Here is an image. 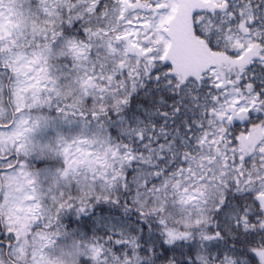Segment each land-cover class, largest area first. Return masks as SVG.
Segmentation results:
<instances>
[{"label": "snow or ice", "instance_id": "snow-or-ice-1", "mask_svg": "<svg viewBox=\"0 0 264 264\" xmlns=\"http://www.w3.org/2000/svg\"><path fill=\"white\" fill-rule=\"evenodd\" d=\"M0 264H264V0H0Z\"/></svg>", "mask_w": 264, "mask_h": 264}]
</instances>
